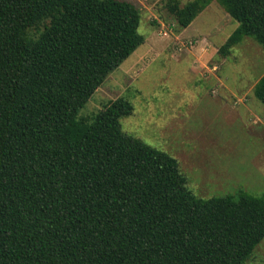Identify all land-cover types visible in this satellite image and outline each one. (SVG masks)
Here are the masks:
<instances>
[{"label": "trees", "instance_id": "16d2710c", "mask_svg": "<svg viewBox=\"0 0 264 264\" xmlns=\"http://www.w3.org/2000/svg\"><path fill=\"white\" fill-rule=\"evenodd\" d=\"M213 0H165L186 28ZM264 52V0H215ZM126 0H0V264H244L264 195L208 198L178 161L121 128L124 98L78 110L144 43ZM264 106V73L253 86Z\"/></svg>", "mask_w": 264, "mask_h": 264}, {"label": "rangeland", "instance_id": "374dc122", "mask_svg": "<svg viewBox=\"0 0 264 264\" xmlns=\"http://www.w3.org/2000/svg\"><path fill=\"white\" fill-rule=\"evenodd\" d=\"M126 1L139 10L144 43L108 74L78 117L124 98L133 111L120 118L122 130L174 157L197 196L264 195V106L253 94L263 50L246 38L227 58L217 53L238 23L215 0L186 28L165 0ZM244 264H264V239Z\"/></svg>", "mask_w": 264, "mask_h": 264}, {"label": "crops", "instance_id": "0c3cea01", "mask_svg": "<svg viewBox=\"0 0 264 264\" xmlns=\"http://www.w3.org/2000/svg\"><path fill=\"white\" fill-rule=\"evenodd\" d=\"M134 52V51H133ZM134 66L136 65V64H133Z\"/></svg>", "mask_w": 264, "mask_h": 264}]
</instances>
